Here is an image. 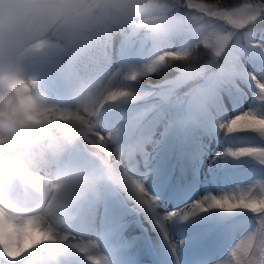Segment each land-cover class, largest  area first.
<instances>
[{
	"label": "clouds",
	"instance_id": "1",
	"mask_svg": "<svg viewBox=\"0 0 264 264\" xmlns=\"http://www.w3.org/2000/svg\"><path fill=\"white\" fill-rule=\"evenodd\" d=\"M258 25L264 0H0V264H137L120 206L157 214L145 186L157 88L213 68L217 89L243 77L255 102L217 126L264 132V73L216 65L237 44L264 50ZM201 47L210 59L197 66ZM193 203L252 217L212 264H264V178Z\"/></svg>",
	"mask_w": 264,
	"mask_h": 264
},
{
	"label": "snow or ice",
	"instance_id": "2",
	"mask_svg": "<svg viewBox=\"0 0 264 264\" xmlns=\"http://www.w3.org/2000/svg\"><path fill=\"white\" fill-rule=\"evenodd\" d=\"M242 61L247 63L252 72L264 73V50L237 44L224 58V63L231 64L233 69L249 70ZM218 78V73L212 69L208 70L207 76L202 79L188 78L195 83L183 92L185 95H193V102L187 107L175 105L180 104L179 90L188 83L177 81L166 86L161 84L157 88L158 99L149 117L150 125L156 133L164 129L170 136L181 135L190 144L193 157V170L189 174L173 175L172 168L164 162L165 153L161 151L163 143L158 139L151 162L145 169V186L155 197L157 214L154 218L145 215L144 218L158 234L166 264H172V261H175V264H183L184 253H187L188 264H212V261L219 259L235 236L252 219L251 214L243 209L224 211L207 206L202 209L193 202L201 197L211 198L237 185H248L257 178H264V155H240L231 151L233 148L264 147V132L246 130L226 135L217 126L219 120L227 118L224 115L226 108L222 93L227 94L232 109L239 113L246 95L249 103L245 109L255 102L253 92L243 77L236 78L235 87L217 89ZM240 84L246 86L247 94ZM204 100H207V103H202ZM165 105L168 106L167 110ZM248 137L258 138L261 146H239L248 145ZM209 149L215 152L211 157L213 163L210 165V181L215 185V190L205 191L200 188L195 192L192 190L196 179L195 170ZM169 196L178 201L176 206H165V199ZM185 206H191V211L182 217L168 219L167 214ZM153 243L157 241L154 239Z\"/></svg>",
	"mask_w": 264,
	"mask_h": 264
},
{
	"label": "rangeland",
	"instance_id": "3",
	"mask_svg": "<svg viewBox=\"0 0 264 264\" xmlns=\"http://www.w3.org/2000/svg\"><path fill=\"white\" fill-rule=\"evenodd\" d=\"M258 28H260V27H258ZM119 45H120V40H119V38H117L115 41V46L118 48ZM223 62H224V58L220 57L217 59L216 65L219 66V65L223 64ZM242 62H244V61H242ZM244 63H245V67H248L249 70L251 71L252 69L247 65V63L246 62H244ZM212 70H215V68H213ZM176 75H177V72L174 70L173 75L167 79H172ZM167 79H165V80H167ZM163 81L158 82L157 84H160ZM194 83L195 82H189L188 84L184 85V86H187L184 91H187L188 88L192 87ZM237 83H239V82H237ZM240 87L247 94L248 89L246 88V86L243 84H240ZM222 97L224 99L225 108L228 111V114L230 116L237 114L232 109L231 101L227 98V94L222 93ZM248 103H249V101H248L247 95H246V98L244 99V101H242V103L240 105V110L241 111L244 110L248 106ZM156 135H157L158 139L162 140L163 149L161 151L165 153V158L167 159L166 163L169 167L172 168L173 175H175L176 173H179L182 176L189 174V172H191L193 170V168H192L193 157H192V150H191L190 144L181 135L176 134V135L170 136L169 133L166 132L164 129L158 130ZM247 139L250 142L248 145H239V146H261L259 144L258 138L248 137ZM205 142H207V141H205ZM210 149H211V146H210ZM210 149H209V152L207 153V155L200 159L199 166L195 170L196 179H195L194 188L192 189L195 192H198L200 188H203L205 191L215 190V185H212L211 181H210V173H211L210 165L213 163L211 160V157L215 155V152H212ZM218 150L219 149L217 148V151ZM206 165H208V167H206ZM166 199L168 200L167 204H165L166 206H168L169 204H171L172 206H176L178 204V201L174 197L169 196ZM174 202H176V204ZM120 207H121L122 211L127 213V217L130 219V222L127 226V234L129 236H133L136 233V232H134L135 229L140 224L139 219H141L142 214H138L134 211L131 212V210H128V208H126L122 205ZM138 220H139V222H138ZM138 234L140 236H139V239L137 240L138 244H137V247L135 249L136 254L141 251L140 246L141 245L144 246V242L142 240V238L144 236V232L140 231ZM141 234H143V235H141ZM146 260L149 261L150 258L149 259L146 257L137 258V264H142V262L146 261ZM147 261H146V263H147ZM157 261L159 263H161L160 259ZM174 263H175V261H174Z\"/></svg>",
	"mask_w": 264,
	"mask_h": 264
},
{
	"label": "bare ground",
	"instance_id": "4",
	"mask_svg": "<svg viewBox=\"0 0 264 264\" xmlns=\"http://www.w3.org/2000/svg\"><path fill=\"white\" fill-rule=\"evenodd\" d=\"M164 162L165 163L167 162L166 158H165ZM167 201L168 200L166 199L165 204H167ZM174 203L176 204V202H174ZM140 223H141V225L139 227L137 226V228L135 229L134 232H136V233H139L140 231L144 232V236H143L142 240L144 242L143 248H145L146 251L138 252L136 254L137 258H140V256H144V257L148 256L150 258V260H149L150 262H155V264H159L157 260L160 259L161 263L163 262L162 264H166V261L164 259L163 249L159 244L158 234L152 230V227H151L149 221L146 218H144L143 214H142ZM154 239L157 241V243H155V244L153 243ZM152 264H154V263H152ZM172 264H175L174 261H172ZM183 264H188L187 253L183 254Z\"/></svg>",
	"mask_w": 264,
	"mask_h": 264
},
{
	"label": "trees",
	"instance_id": "5",
	"mask_svg": "<svg viewBox=\"0 0 264 264\" xmlns=\"http://www.w3.org/2000/svg\"><path fill=\"white\" fill-rule=\"evenodd\" d=\"M224 4L226 6H230V5H233L236 3V0H223ZM257 27H264V25H258ZM200 58L197 60V66H201L203 64H205L209 59H210V56L209 54L207 53V51L201 47L200 48ZM174 73V69H169L165 72H162L158 75H155V76H152L150 77L148 80H146L144 83L147 85V84H151V85H158L157 83L158 82H161L169 77H171ZM187 86H184L180 91V94H182L185 90Z\"/></svg>",
	"mask_w": 264,
	"mask_h": 264
}]
</instances>
